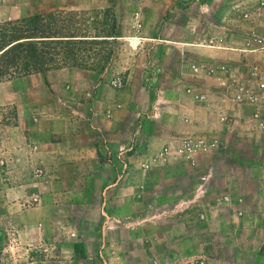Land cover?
Masks as SVG:
<instances>
[{
	"label": "crops",
	"instance_id": "0c3cea01",
	"mask_svg": "<svg viewBox=\"0 0 264 264\" xmlns=\"http://www.w3.org/2000/svg\"><path fill=\"white\" fill-rule=\"evenodd\" d=\"M213 43L195 45L191 64L241 67L248 60L243 41ZM199 77H178L176 88L141 101L132 89L101 85L93 112L75 119L58 112L45 127H16L4 139L15 145L12 163L48 173L43 190L32 187L38 179L17 173L0 185V264L160 263L167 214L175 215L170 261L182 259L183 247L191 257L201 246L206 264H264V133L251 107L223 96L213 72ZM200 93L208 101L198 102ZM186 137L220 144L195 163L161 155ZM71 165L89 167L78 175L83 187L61 170ZM94 197L96 220L88 217Z\"/></svg>",
	"mask_w": 264,
	"mask_h": 264
},
{
	"label": "rangeland",
	"instance_id": "374dc122",
	"mask_svg": "<svg viewBox=\"0 0 264 264\" xmlns=\"http://www.w3.org/2000/svg\"><path fill=\"white\" fill-rule=\"evenodd\" d=\"M259 1L230 0L225 5L222 0H0V51L19 35L40 32L82 42L78 66L61 65L0 79V185L17 173L21 179L28 175L38 179L32 187L43 190L46 168L14 165L9 157L14 156L15 145L4 139L15 137L12 131L16 127H45L49 117L58 112L74 119L93 112L101 85L118 91L132 89L141 101L149 92L156 97L166 88H176L178 77L210 75L209 66L198 76L192 72V49L197 44L207 47L213 42L243 41L247 44L246 61L260 60L264 54L252 52L259 46L257 39H264V14L256 11ZM244 13H250L251 18L245 19ZM200 35L205 39L198 38ZM183 62L188 65L184 71ZM5 67L0 63V71ZM10 67L13 74L15 66ZM84 169L89 167L71 165L61 170L77 177L76 186L83 187L78 175ZM55 188H59L57 183ZM173 207L172 200L168 209ZM96 210L94 197L88 217L96 220ZM73 217L78 222V214ZM167 218L171 223L167 243L160 248L161 262L154 264H206V259L200 258L201 246L194 247L191 257L183 247L182 259L174 262L167 258L176 249L169 242L175 215L167 214Z\"/></svg>",
	"mask_w": 264,
	"mask_h": 264
},
{
	"label": "built area",
	"instance_id": "2783aa9c",
	"mask_svg": "<svg viewBox=\"0 0 264 264\" xmlns=\"http://www.w3.org/2000/svg\"><path fill=\"white\" fill-rule=\"evenodd\" d=\"M256 11L264 14V0L257 4ZM245 19H250V13H244ZM259 46L252 52H262L264 54V39H257ZM192 72L195 76L203 73L206 67L201 64H192ZM213 72L215 83L223 96L230 99L233 104L251 107L253 114L251 120L257 130L264 133V55L253 63L245 61L241 67L233 64L220 63L216 66H209ZM198 102L208 101L205 93L195 96ZM221 121L229 124L232 118L221 114ZM218 139H207L205 137H186L176 139L167 144L162 150L161 155L166 157H180L191 163L196 162V157L203 153L215 150L219 146ZM229 201V199H226Z\"/></svg>",
	"mask_w": 264,
	"mask_h": 264
},
{
	"label": "trees",
	"instance_id": "16d2710c",
	"mask_svg": "<svg viewBox=\"0 0 264 264\" xmlns=\"http://www.w3.org/2000/svg\"><path fill=\"white\" fill-rule=\"evenodd\" d=\"M19 39L8 44L0 51V63L6 67L0 71V79L16 74L44 72L55 66H78L82 44L79 39L51 36L48 33H33L28 37L17 36ZM10 65L15 70L11 74Z\"/></svg>",
	"mask_w": 264,
	"mask_h": 264
}]
</instances>
